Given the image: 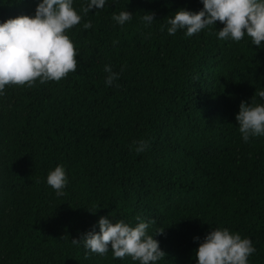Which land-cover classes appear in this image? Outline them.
<instances>
[{"label": "trees", "instance_id": "16d2710c", "mask_svg": "<svg viewBox=\"0 0 264 264\" xmlns=\"http://www.w3.org/2000/svg\"><path fill=\"white\" fill-rule=\"evenodd\" d=\"M38 2L0 0V22ZM86 4L73 0L82 18L66 30L76 70L0 96V264H139L71 242L99 232L101 216L162 231L157 264H196L193 238L217 228L250 238L248 264H264V136L244 142L235 119L241 101L264 103V48L218 39L219 21L169 35L167 18L201 0H106L84 14ZM127 10L130 21L112 20ZM106 64L119 74L110 86ZM57 165L62 196L46 183Z\"/></svg>", "mask_w": 264, "mask_h": 264}, {"label": "clouds", "instance_id": "9594fccd", "mask_svg": "<svg viewBox=\"0 0 264 264\" xmlns=\"http://www.w3.org/2000/svg\"><path fill=\"white\" fill-rule=\"evenodd\" d=\"M199 11L180 8L167 18V33L174 35L184 30L186 37H191L217 21L223 27L216 32L220 40L240 41L245 35L251 38L252 45L264 48V0H201ZM106 0H87L82 12L101 9ZM81 15L73 7V0H39L33 15H20L0 22V96L6 85L32 86L38 79L43 84L47 81H59L77 68V53L66 30L81 21ZM132 13L121 11L113 13L112 20L118 25L130 21ZM146 26L154 21V13L145 12L142 17ZM84 29L92 27L85 22ZM163 30V29H162ZM115 43V42H114ZM107 73L105 86L113 85L119 74L112 71L111 65L104 66ZM255 94L264 101V90ZM238 131L244 142L250 137L264 136V103L253 105L241 101L235 116ZM139 153L148 147V141H134ZM46 183L57 196L64 194L68 183L63 165L50 170ZM132 226L124 220H110L101 216L97 221L99 232L93 228L83 233L80 239H72L73 244L82 243L83 247L99 255H104L110 248L114 258L130 256L139 264H157L164 256L159 241L149 235L150 221L141 220ZM195 250L196 264H248V257L255 252L250 238L230 232L228 228L209 231Z\"/></svg>", "mask_w": 264, "mask_h": 264}]
</instances>
